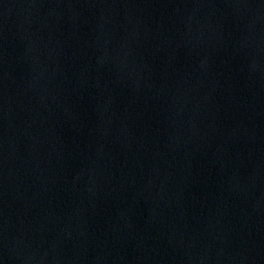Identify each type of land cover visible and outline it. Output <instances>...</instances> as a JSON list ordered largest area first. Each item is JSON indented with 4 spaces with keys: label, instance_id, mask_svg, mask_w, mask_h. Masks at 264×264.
Returning <instances> with one entry per match:
<instances>
[{
    "label": "water",
    "instance_id": "obj_1",
    "mask_svg": "<svg viewBox=\"0 0 264 264\" xmlns=\"http://www.w3.org/2000/svg\"><path fill=\"white\" fill-rule=\"evenodd\" d=\"M0 264H264V0H0Z\"/></svg>",
    "mask_w": 264,
    "mask_h": 264
}]
</instances>
